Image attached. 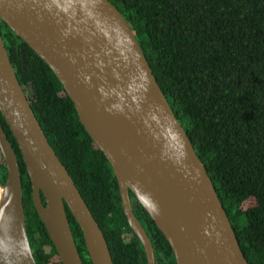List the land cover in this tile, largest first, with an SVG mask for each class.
<instances>
[{
    "label": "water",
    "instance_id": "1",
    "mask_svg": "<svg viewBox=\"0 0 264 264\" xmlns=\"http://www.w3.org/2000/svg\"><path fill=\"white\" fill-rule=\"evenodd\" d=\"M0 20L53 70L81 123L112 166L124 213L147 264L153 242L139 201L169 241L176 264H250L204 162L171 107L126 17L111 0H0ZM21 150L34 206L62 264H84L66 204L92 264H114L104 231L38 120L0 30V264H37L27 234ZM131 192L133 196H131Z\"/></svg>",
    "mask_w": 264,
    "mask_h": 264
},
{
    "label": "trees",
    "instance_id": "2",
    "mask_svg": "<svg viewBox=\"0 0 264 264\" xmlns=\"http://www.w3.org/2000/svg\"><path fill=\"white\" fill-rule=\"evenodd\" d=\"M129 21L175 114L219 194L250 264H264V0H111ZM17 77L50 144L104 231L114 264H147L124 213L118 181L50 66L0 20ZM27 234L37 264H62L33 202L18 143ZM7 169L0 152V179ZM131 196L133 193L131 192ZM134 212L156 264H176L172 247L139 201ZM84 264L83 231L66 204Z\"/></svg>",
    "mask_w": 264,
    "mask_h": 264
}]
</instances>
